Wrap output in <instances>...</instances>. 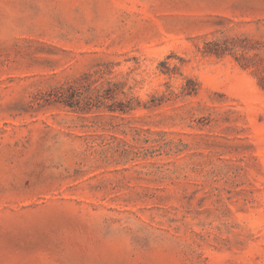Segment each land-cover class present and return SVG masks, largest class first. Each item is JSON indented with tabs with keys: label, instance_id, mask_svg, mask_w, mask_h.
I'll return each instance as SVG.
<instances>
[{
	"label": "rangeland",
	"instance_id": "1",
	"mask_svg": "<svg viewBox=\"0 0 264 264\" xmlns=\"http://www.w3.org/2000/svg\"><path fill=\"white\" fill-rule=\"evenodd\" d=\"M222 35L264 43V0H0V264H264V91ZM106 63L128 113L27 106Z\"/></svg>",
	"mask_w": 264,
	"mask_h": 264
},
{
	"label": "trees",
	"instance_id": "2",
	"mask_svg": "<svg viewBox=\"0 0 264 264\" xmlns=\"http://www.w3.org/2000/svg\"><path fill=\"white\" fill-rule=\"evenodd\" d=\"M263 46V42L247 36L222 35L218 39L205 41L203 52L218 57L226 53L232 54L242 69L250 70L256 78L258 87L264 91ZM110 73L111 66L109 64L96 65L94 70L68 78L58 86L43 92H33L27 106L32 107L35 104L42 107L58 104L81 114L103 111L128 113L133 109L132 98H127L124 92L125 83L104 79ZM192 91L195 92V90H184V93L189 95ZM119 96L123 98L118 99ZM168 145V143H164L158 147V151L164 152L166 155L170 154L171 150Z\"/></svg>",
	"mask_w": 264,
	"mask_h": 264
}]
</instances>
